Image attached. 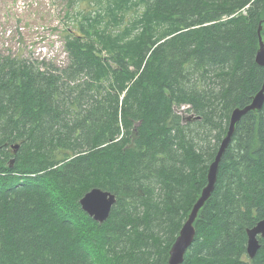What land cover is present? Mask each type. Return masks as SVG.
Segmentation results:
<instances>
[{"label":"trees","instance_id":"trees-1","mask_svg":"<svg viewBox=\"0 0 264 264\" xmlns=\"http://www.w3.org/2000/svg\"><path fill=\"white\" fill-rule=\"evenodd\" d=\"M91 6L66 66L0 54V264H166L232 111L264 84V0ZM94 188L117 197L102 223L80 204ZM261 219L264 105L237 123L183 264H264V238L246 249Z\"/></svg>","mask_w":264,"mask_h":264},{"label":"rangeland","instance_id":"rangeland-1","mask_svg":"<svg viewBox=\"0 0 264 264\" xmlns=\"http://www.w3.org/2000/svg\"><path fill=\"white\" fill-rule=\"evenodd\" d=\"M93 1L0 0V54L30 62L48 59L58 65V61H62L61 65L65 63L66 66L68 58H62L65 56L63 50L60 58L56 44L64 46L66 29L74 27L76 17L93 9ZM97 8V5L94 6V9ZM42 42L47 43L48 53L39 51V43ZM175 109L184 123H192L194 116L189 105Z\"/></svg>","mask_w":264,"mask_h":264},{"label":"water","instance_id":"water-1","mask_svg":"<svg viewBox=\"0 0 264 264\" xmlns=\"http://www.w3.org/2000/svg\"><path fill=\"white\" fill-rule=\"evenodd\" d=\"M260 34V47L256 54V62L264 66V42ZM264 105V84L261 90L255 95L252 101L245 106L236 107L230 116L229 127L226 135L223 137L214 161L209 165L207 172L208 183L201 192L200 197L194 204L191 213L189 214L186 222L182 226L180 233L169 251V258L166 264H183L185 255L188 249L191 247L195 235V221L199 211L205 205L207 200L211 197L218 178L219 166L222 158L229 147L234 132L236 130L237 123L250 111L261 110ZM16 148L18 145L15 146ZM13 160L11 161V166ZM117 202L116 195L103 191L99 188H94L86 193L81 199L80 204L82 209L96 221L102 223L110 215L113 205ZM247 254L252 259L256 256L260 249V239L264 238V219L260 220L254 227L247 230Z\"/></svg>","mask_w":264,"mask_h":264},{"label":"built area","instance_id":"built-area-1","mask_svg":"<svg viewBox=\"0 0 264 264\" xmlns=\"http://www.w3.org/2000/svg\"><path fill=\"white\" fill-rule=\"evenodd\" d=\"M55 48H56V51H57V52H58L59 49H60L59 45H57V44H56V47H55ZM39 50L42 51L43 53H48V52H49V48H48V46H47V43L42 42V43L40 44ZM59 62H60V61H59Z\"/></svg>","mask_w":264,"mask_h":264},{"label":"bare ground","instance_id":"bare-ground-1","mask_svg":"<svg viewBox=\"0 0 264 264\" xmlns=\"http://www.w3.org/2000/svg\"><path fill=\"white\" fill-rule=\"evenodd\" d=\"M262 220V219H261ZM259 222V221H258Z\"/></svg>","mask_w":264,"mask_h":264}]
</instances>
